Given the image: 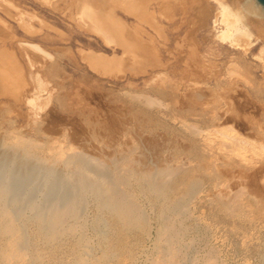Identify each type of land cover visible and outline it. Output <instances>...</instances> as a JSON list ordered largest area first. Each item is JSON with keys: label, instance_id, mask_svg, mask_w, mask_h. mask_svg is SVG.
Masks as SVG:
<instances>
[{"label": "rangeland", "instance_id": "374dc122", "mask_svg": "<svg viewBox=\"0 0 264 264\" xmlns=\"http://www.w3.org/2000/svg\"><path fill=\"white\" fill-rule=\"evenodd\" d=\"M207 3L209 16L178 5L167 18L157 0H0V142L59 170L88 159L140 206L123 226L87 193L58 245L26 222L36 264H264V19L224 41Z\"/></svg>", "mask_w": 264, "mask_h": 264}, {"label": "bare ground", "instance_id": "6f19581e", "mask_svg": "<svg viewBox=\"0 0 264 264\" xmlns=\"http://www.w3.org/2000/svg\"><path fill=\"white\" fill-rule=\"evenodd\" d=\"M214 1V0H213ZM228 1V0H227ZM230 1V0H229ZM228 1V2H229ZM209 2V1H208ZM218 7L215 12V20H220L223 28L221 29L218 37L224 41H232L236 44V41L240 38L250 34L248 31L252 25L251 17L249 15L263 18L264 19V6L259 3L257 0H233L235 7L232 8L228 3L226 4L223 0H216ZM184 3V4H183ZM215 3V2H214ZM192 4V5H190ZM185 7L192 11V14L197 16L202 12L205 15L209 16L208 13L211 11L210 4L207 3V0H202L196 6L194 5V0H157L158 11L162 10L161 15L164 17H172V7L176 6ZM234 5V4H232ZM216 7V6H215ZM215 11V10H214ZM211 15V14H210ZM202 16V15H201ZM204 16V15H203ZM206 16V17H207ZM214 17V16H213ZM202 18V17H201ZM187 19V18H186ZM204 19V18H203ZM199 20V19H197ZM196 20V21H197ZM207 19H205L206 21ZM259 20V19H258ZM193 21V20H192ZM257 21V20H256ZM193 23V22H192ZM196 23V22H195ZM198 23V22H197ZM264 25L263 23H261ZM200 25V24H199ZM262 27V26H261ZM264 30V27H262ZM260 30V29H259ZM263 32V31H262ZM261 32V33H262ZM264 34V33H263ZM242 40V39H241ZM243 41V40H242ZM246 41V40H245ZM232 43V44H233ZM31 56L33 54L36 57L34 60L40 61L39 56L42 59H50L52 54L42 48L39 44L30 43ZM30 56V54L28 55ZM32 58V57H29ZM38 58V59H37ZM52 58V57H51ZM42 61V60H41ZM37 63V62H36ZM46 75V74H45ZM39 78V77H37ZM45 79V78H44ZM46 84L39 79L40 89H44ZM48 94V93H47ZM141 96V95H140ZM137 99V98H136ZM33 100V99H32ZM51 100V99H50ZM138 101V100H137ZM153 101V100H152ZM150 101V102H152ZM35 104L34 101H32ZM45 102V101H44ZM45 103H43L44 105ZM45 106V105H44ZM39 129V128H38ZM58 132V131H57ZM52 133V132H51ZM91 133V132H90ZM83 140V138H82ZM5 143V141H4ZM8 143V142H7ZM15 145V144H14ZM13 145V146H14ZM8 146V145H7ZM4 146L0 142V238L3 239L2 251L0 250V261L2 264L5 263H27V264H36L37 259L41 257H29L27 248L29 244L28 233L26 222L31 221L36 225L37 234L40 235L47 242H52L59 240L58 238L62 234L73 233L76 230H79L81 223V218H84L82 215L84 213V199L86 198L87 193H92L97 199V204L100 210H107L110 212V215L116 216L119 220L122 221V225L131 226L132 224L137 223V209L133 204L126 203L124 198H116L117 196V187H115L107 176L108 174L105 171L97 169L94 165L87 159H77L81 160L82 168L86 172H78L65 170V169H56L55 164L53 167H50L46 164H41L28 154L9 147ZM22 150L26 147L22 145ZM12 147V146H11ZM84 147V146H83ZM86 147V146H85ZM30 148V147H28ZM21 150V149H20ZM29 150V149H28ZM27 152H30L28 151ZM26 152V151H25ZM41 152V151H40ZM135 152V151H134ZM31 153V152H30ZM90 153V152H89ZM129 153V152H128ZM123 155V154H122ZM36 156V155H35ZM34 156V157H35ZM69 156V155H68ZM67 156V157H68ZM75 156V155H72ZM71 156V157H72ZM84 157V156H82ZM39 158V157H38ZM37 158V159H38ZM76 158V157H75ZM75 158L73 161H75ZM114 159V157H113ZM76 160V161H77ZM101 160V159H99ZM115 160V159H114ZM118 160V159H117ZM72 161V160H71ZM55 162V161H54ZM79 162V161H78ZM102 162V161H101ZM114 162V161H113ZM53 163V162H52ZM80 163V162H79ZM118 163V162H117ZM117 163L115 165H117ZM73 164V163H72ZM80 164V165H81ZM103 164V163H101ZM100 164V165H101ZM119 164V163H118ZM165 164V163H164ZM71 165V164H70ZM75 165V164H74ZM73 165V166H74ZM78 165V164H77ZM147 165V164H146ZM145 165V166H146ZM96 166V165H95ZM107 167V165H104ZM109 166V165H108ZM114 166V165H111ZM131 166V165H130ZM133 166V165H132ZM131 166V167H132ZM72 167V166H71ZM75 167V166H74ZM72 167V168H74ZM79 167V165H78ZM100 167V166H99ZM116 167V166H115ZM118 167V166H117ZM127 167V166H126ZM129 167V166H128ZM147 167V166H146ZM64 168V167H63ZM102 168V167H101ZM111 168V167H110ZM119 169V168H118ZM137 169V168H136ZM108 170V169H107ZM143 170V169H142ZM150 170V169H149ZM92 171L95 175V178L90 177ZM110 171V170H109ZM108 172V171H107ZM142 172V171H141ZM109 173V172H108ZM127 173V172H126ZM135 173V171H134ZM161 173V172H160ZM172 173V172H171ZM115 174V173H114ZM154 174V173H153ZM111 174H109L110 176ZM134 175V174H133ZM170 175V174H169ZM116 176V175H115ZM118 176V175H117ZM131 176V173H130ZM158 176V175H157ZM108 179H104V178ZM120 177V176H119ZM136 177V176H135ZM162 177V176H161ZM124 178V176H123ZM149 178V177H148ZM102 179H104L103 182ZM122 179V178H121ZM138 179V178H136ZM141 178H139L140 180ZM114 180V179H113ZM129 180V179H128ZM144 180V178L142 179ZM141 180V181H142ZM148 180V179H147ZM116 181V180H115ZM114 181V182H115ZM120 182V180H117ZM124 181V180H123ZM145 181V180H144ZM154 181V180H153ZM118 182V183H119ZM122 182V181H121ZM128 182V181H124ZM140 182V181H139ZM150 183V182H148ZM153 183V182H152ZM164 183V182H163ZM129 185V184H128ZM151 186V185H150ZM150 186L147 187L150 190ZM154 186V185H153ZM152 186V188H153ZM163 186V185H162ZM121 187V186H120ZM156 187V186H155ZM193 187V186H192ZM122 188V187H121ZM119 189V188H118ZM143 189V188H142ZM154 189V188H153ZM157 189V188H155ZM194 189V188H193ZM152 190V189H151ZM119 191V190H118ZM121 190L120 192H122ZM119 196H123L121 193ZM141 192V191H140ZM89 195V194H88ZM127 195V194H126ZM130 196V195H129ZM89 197V196H88ZM128 197V196H127ZM92 198V197H91ZM90 198V199H91ZM129 198V197H128ZM93 199V198H92ZM127 201V200H126ZM89 202V201H88ZM132 202V201H131ZM135 202V201H134ZM177 202V200H176ZM87 203V202H86ZM93 203V202H92ZM172 204V203H171ZM168 205V203H167ZM175 205V204H174ZM96 207V204H95ZM169 208V207H168ZM172 209V208H171ZM139 210V209H138ZM174 210V209H173ZM97 211V210H96ZM140 211V210H139ZM142 211V210H141ZM162 211V210H161ZM181 211V210H180ZM104 212V211H102ZM101 212V213H102ZM143 212V211H142ZM141 212V213H142ZM164 212V211H163ZM183 212V211H182ZM100 213V212H99ZM180 213V212H179ZM145 214V213H144ZM160 214V213H159ZM164 214V213H162ZM99 215V214H98ZM103 215V214H102ZM101 215V216H102ZM105 216V215H104ZM141 217V215H139ZM86 217V214H85ZM106 217V216H105ZM110 217V216H109ZM144 217V216H142ZM104 218V217H103ZM86 219V218H85ZM96 219V217H95ZM110 219V218H109ZM117 219V220H118ZM142 219V218H141ZM94 220V219H93ZM99 220V219H98ZM107 220H105L106 222ZM142 221V220H141ZM144 221V220H143ZM164 221V220H163ZM30 222V224H31ZM82 222V221H81ZM84 222V221H83ZM89 222V221H88ZM104 222V223H105ZM91 223V222H89ZM99 223V222H98ZM109 222H107L108 224ZM113 223V222H112ZM171 223V222H170ZM83 224V223H82ZM101 224V223H100ZM103 224V223H102ZM106 224V225H107ZM143 224V223H142ZM33 225V224H32ZM94 225V224H93ZM105 225V224H104ZM121 225V226H122ZM139 225V222H138ZM168 225V224H167ZM96 226V225H94ZM103 226V225H102ZM134 226V225H133ZM135 226H137L135 224ZM134 226V227H135ZM141 225H139L140 227ZM84 227V226H83ZM82 227V228H83ZM98 227V224H97ZM107 227V226H105ZM126 227V226H125ZM165 227V226H164ZM33 228V227H32ZM95 228V227H93ZM99 228V227H98ZM108 228V227H107ZM111 228V227H110ZM131 229V227H129ZM133 228V227H132ZM166 228V227H165ZM101 227L99 228V230ZM129 229V230H130ZM141 229V227L139 228ZM143 229V228H142ZM167 229H169L167 227ZM103 230V229H102ZM101 230V231H102ZM106 230V229H105ZM132 230V229H131ZM162 230V229H161ZM93 231H96L93 230ZM100 231V232H101ZM104 231V230H103ZM103 231L100 233L102 234ZM110 231V230H109ZM112 231V230H111ZM121 231V230H120ZM135 231V230H134ZM28 232V233H27ZM35 232V231H34ZM33 232V233H34ZM105 232V231H104ZM127 232V231H126ZM131 232V231H129ZM176 232V230H175ZM78 233V232H77ZM107 233V232H106ZM109 233V232H108ZM123 233V232H121ZM128 233V232H127ZM162 233V232H161ZM169 233V232H168ZM172 233V232H171ZM170 233V235H171ZM174 233V232H173ZM172 233V235H173ZM177 233V232H176ZM82 234V233H80ZM114 234V232H113ZM125 234V233H124ZM129 234V233H128ZM179 234V233H178ZM36 235V233H35ZM83 235V234H82ZM87 235V234H86ZM105 235V234H104ZM116 235V234H115ZM170 235L168 238H170ZM34 235H32L33 237ZM64 236V235H63ZM71 236V235H70ZM78 236V235H77ZM81 236V235H80ZM108 236V235H107ZM113 236V235H112ZM178 236V235H177ZM176 236V237H177ZM180 236V234H179ZM86 237V236H85ZM126 237V236H125ZM172 237V236H171ZM31 238V237H30ZM38 238V237H37ZM62 238V237H60ZM64 238V237H63ZM62 238V239H63ZM67 238V237H66ZM106 238V237H105ZM104 238V239H105ZM167 238V239H168ZM175 238V237H174ZM70 239V238H69ZM79 239V238H78ZM89 239V238H87ZM103 239V240H104ZM119 239V238H118ZM166 239V241H167ZM173 239V238H172ZM176 239V238H175ZM182 239V238H181ZM38 240V239H36ZM73 240V239H72ZM84 240V239H83ZM102 240V241H103ZM107 240V238H106ZM112 240V238H111ZM122 240V239H121ZM192 240V239H191ZM42 241V239H41ZM67 241V240H65ZM88 241V240H87ZM91 241V240H90ZM100 241V240H99ZM113 241V240H112ZM172 241V240H171ZM177 241V240H176ZM181 241V240H180ZM31 242V241H30ZM33 242V241H32ZM58 242V241H57ZM57 242L55 244H57ZM61 242V241H60ZM69 242V241H68ZM82 242V241H81ZM86 242V241H85ZM84 242V244H85ZM105 242V241H104ZM110 242V241H109ZM118 242V241H116ZM114 242V243H116ZM179 242V241H178ZM34 243V242H33ZM43 245V242H41ZM40 243V245H41ZM91 243V242H90ZM89 243V245H91ZM102 243V242H101ZM111 243V242H110ZM168 243V242H167ZM171 243V242H169ZM176 243V242H175ZM32 244V243H31ZM53 244V243H52ZM71 244V243H69ZM79 244V243H78ZM117 244V243H116ZM174 244V243H173ZM36 245V243H35ZM47 245V244H46ZM50 245V244H49ZM58 245V244H57ZM67 245V244H66ZM72 245V244H71ZM80 245V244H79ZM82 245V244H81ZM80 245V246H81ZM88 245V246H89ZM93 245V244H92ZM100 243L98 244V246ZM113 245V244H112ZM177 245V243H176ZM175 245V246H176ZM33 246V245H32ZM56 246V245H55ZM53 246L52 248H54ZM88 246H86L88 248ZM104 246V245H103ZM108 246V245H107ZM30 247V246H29ZM48 247V246H47ZM51 247V246H50ZM58 247V246H57ZM68 247V246H67ZM72 247V246H71ZM82 247V246H81ZM100 247V246H99ZM114 247V246H113ZM167 247V245H166ZM39 248V247H38ZM42 248H44L42 246ZM51 248V249H52ZM56 248V247H55ZM60 248V247H59ZM70 248V247H69ZM68 248V251H69ZM75 248V247H74ZM77 248V247H76ZM79 248V247H78ZM77 248V249H78ZM85 248V247H84ZM91 248V246L89 247ZM93 248V247H92ZM112 248V246H111ZM50 249V251H51ZM65 249V247H64ZM67 249V248H66ZM76 249V250H77ZM82 249V248H81ZM117 249V248H116ZM119 249V248H118ZM117 249V250H118ZM168 249V247H167ZM166 249V250H167ZM178 249V248H177ZM29 250V249H28ZM54 250V249H53ZM175 249H172V251ZM4 251V252H3ZM43 252V250H41ZM63 251V250H62ZM74 251V250H73ZM167 250L166 252H170ZM3 252V253H2ZM37 252V251H36ZM88 252V249L85 250V253ZM103 252V251H101ZM100 252V253H101ZM164 252V251H163ZM44 253V252H43ZM46 253V251H45ZM54 253V252H53ZM66 254V252H64ZM93 253V252H92ZM108 253V252H107ZM113 253V252H112ZM34 254V253H33ZM37 254V253H36ZM47 254V253H46ZM49 254V252H48ZM68 254V253H67ZM83 254V253H82ZM103 254V253H102ZM118 254V253H117ZM166 254V253H165ZM162 254V255H165ZM38 255H40L38 253ZM54 255V254H53ZM61 255V254H60ZM64 255V254H63ZM73 255V254H71ZM78 255V254H77ZM80 255V253H79ZM78 255V256H79ZM85 255V254H84ZM114 255V254H113ZM36 256V255H35ZM42 256V255H40ZM68 256V255H67ZM70 256V255H69ZM88 256V254H87ZM104 256V257H103ZM101 258L108 257V254H104ZM115 256V255H114ZM117 256V255H116ZM168 256V255H167ZM51 257V255H50ZM61 257V256H60ZM75 257V256H73ZM72 257V258H73ZM91 256H89L90 258ZM171 256H168V258ZM209 257V256H208ZM47 258V257H46ZM59 258V257H58ZM87 258V257H86ZM94 258V257H93ZM98 258V256L96 257ZM42 259L43 256H42ZM55 259V258H54ZM57 259V257H56ZM60 259V258H59ZM107 259V258H106ZM109 259V258H108ZM67 260V259H65ZM72 260V259H71ZM74 260V258H73ZM76 264H88L84 256H80L76 259ZM88 260V259H87ZM95 260V259H94ZM92 260V261H94ZM101 260V259H100ZM114 260V259H113ZM49 261V260H48ZM47 261V262H48ZM55 261V260H54ZM58 261V260H57ZM75 261V260H74ZM90 261V260H89ZM97 261V260H96ZM103 261V260H102ZM112 261V260H111ZM71 262V261H70ZM95 262V261H94ZM115 262V260H114ZM24 263V264H25ZM39 263V262H38ZM52 263V262H51ZM55 263V262H54ZM63 263V262H62ZM61 263V264H62ZM97 263V262H96ZM99 263V262H98ZM104 263V262H103ZM109 263V262H108ZM40 264V263H39ZM68 264V263H67ZM72 264H74L72 262ZM95 264V263H93ZM203 264V263H202Z\"/></svg>", "mask_w": 264, "mask_h": 264}, {"label": "water", "instance_id": "95a60500", "mask_svg": "<svg viewBox=\"0 0 264 264\" xmlns=\"http://www.w3.org/2000/svg\"><path fill=\"white\" fill-rule=\"evenodd\" d=\"M257 1L264 6V0H257Z\"/></svg>", "mask_w": 264, "mask_h": 264}]
</instances>
